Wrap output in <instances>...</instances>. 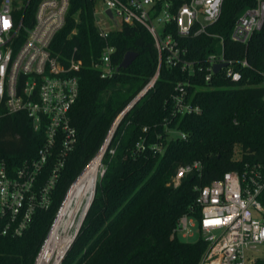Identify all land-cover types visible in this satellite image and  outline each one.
Segmentation results:
<instances>
[{
    "label": "trees",
    "instance_id": "16d2710c",
    "mask_svg": "<svg viewBox=\"0 0 264 264\" xmlns=\"http://www.w3.org/2000/svg\"><path fill=\"white\" fill-rule=\"evenodd\" d=\"M255 3L225 0L219 21L209 28L224 36L228 58L248 59L251 67L240 68V82L224 78L206 82L201 71L191 78L188 90L202 112L174 115L172 94L185 75L163 65L155 87L124 115L103 156L105 172L97 182L94 200L61 264H200L207 243L183 241L175 234L181 216L199 215L195 187L221 179L226 172L243 170L247 164H264V27L247 45L230 38L237 18ZM94 9V0H71L66 24L53 44L54 50L66 55L77 47V56L84 60L80 93L71 112L77 144L54 189L50 209L38 210L22 236L0 234V264L35 263L69 187L157 72L158 50L149 31L124 23L105 40L95 26ZM74 29L76 33L71 34ZM184 42L191 58L203 59L217 39L202 34ZM107 45L115 47L112 61L119 70L104 78L94 64ZM129 51L138 56L122 68ZM28 122L24 114L0 119V156L9 162L34 155L42 145ZM141 138H145V149L137 151ZM194 161L202 162L201 175H188L174 188L171 182L177 169ZM261 200L264 203V194Z\"/></svg>",
    "mask_w": 264,
    "mask_h": 264
},
{
    "label": "built area",
    "instance_id": "2783aa9c",
    "mask_svg": "<svg viewBox=\"0 0 264 264\" xmlns=\"http://www.w3.org/2000/svg\"><path fill=\"white\" fill-rule=\"evenodd\" d=\"M255 1V5L247 7L235 21L230 35L232 41L247 45L252 35L263 29L264 0ZM94 2V22L101 38L107 40L111 32L103 27V22L114 20L118 27L115 17L119 16L123 24L145 27L154 39L158 69L136 98L155 87L163 65L178 68L185 75L184 81H177L172 94L174 115L202 112L188 90L192 86L191 78L201 71L205 72L206 82L215 78L240 82L243 78L240 68L251 67L247 58H228L224 36L209 30L219 21L225 0ZM70 4L71 0H0V119L24 114L32 132L42 140L34 155L23 159L15 157L12 162L0 156V234L4 236H22L32 225L38 210L50 209L54 189L78 141L71 112L79 97V72L84 60L77 56V47L69 55L53 48L57 34L66 24ZM75 33L76 29L71 34ZM202 34L217 42L203 59L191 58L184 41ZM114 52V46H105L94 64L104 78L119 70L112 61ZM222 63L227 65L216 73L215 64ZM262 76L264 86V72ZM180 136L186 138L183 132ZM144 140L141 138L137 142V151L145 149ZM202 170L201 161L181 165L171 185L178 188L185 177L201 175ZM104 172L105 169L101 175ZM79 176L69 187L34 264H61L76 238L77 231L61 254L57 243L51 241L58 216ZM195 189L199 215L186 213L181 216L175 234L178 237L190 235L198 228L200 239L207 243L200 264H248L251 256L264 245V203L261 200L264 164H247L243 170L226 172L221 179ZM65 235L66 232L60 230V238Z\"/></svg>",
    "mask_w": 264,
    "mask_h": 264
},
{
    "label": "bare ground",
    "instance_id": "6f19581e",
    "mask_svg": "<svg viewBox=\"0 0 264 264\" xmlns=\"http://www.w3.org/2000/svg\"><path fill=\"white\" fill-rule=\"evenodd\" d=\"M114 131L115 126L112 128L104 147L85 168L70 189L51 235L52 243H57L56 246L58 247L59 254H61L69 243L73 241L75 233L90 203L94 199L95 188L100 177L103 156L106 153L105 151L109 146ZM60 230L66 232L65 237L62 239L60 238Z\"/></svg>",
    "mask_w": 264,
    "mask_h": 264
},
{
    "label": "rangeland",
    "instance_id": "374dc122",
    "mask_svg": "<svg viewBox=\"0 0 264 264\" xmlns=\"http://www.w3.org/2000/svg\"><path fill=\"white\" fill-rule=\"evenodd\" d=\"M115 19L118 22V27L116 26V23L114 20H105L103 22V27L108 30V31H114L117 28H120L123 25V20L121 17L116 16ZM174 136H176L177 134L174 133ZM105 169L104 164L102 162V166H101V170H100V177H101V172ZM179 238L183 241H188V242H195L197 240L200 239V235H199V231L198 228H194L193 229V234L190 235H185V234H180ZM255 260H264V245L259 247V250L256 254L252 255L251 258L248 260V264H253V261Z\"/></svg>",
    "mask_w": 264,
    "mask_h": 264
},
{
    "label": "water",
    "instance_id": "95a60500",
    "mask_svg": "<svg viewBox=\"0 0 264 264\" xmlns=\"http://www.w3.org/2000/svg\"><path fill=\"white\" fill-rule=\"evenodd\" d=\"M107 13L110 15V17H113V14H112V12H111L110 10H108ZM137 56H138V53L133 52V51H129V52L125 55V57H124L122 63L120 64V67H122V68H127V67H129V66L133 63V61L136 59ZM226 65H227L226 63L215 64V66H214V71H215L216 73H218V72L220 71V69L223 68V67H225ZM139 99H140V97L136 98V99L133 101V103L131 104V106H130L129 109H131V107H132V106H133V105H134ZM129 109L125 110V111L123 112V114L120 116V118H119V119L116 121V123L114 124V126H115V131H114V134H113L112 138L114 137L115 132H116V130H117V128H118V126H119V124H120L122 118H123L124 115L127 113V111H129ZM114 126H113V127H114ZM111 141H112V139H111ZM111 141H110V143H111ZM110 143H109V145H110ZM108 147H109V146H108ZM108 147H107V148H108ZM106 150H107V149H106ZM105 152H106V151H105ZM103 175H104V173H103L101 176H103ZM95 193H96V188H95ZM95 193H94V197H95ZM93 200H94V199H93ZM92 202H93V201H92ZM92 202L90 203V205H89V207H88V209H87V211H86V213H85V216H84V218H83V220H82V222H81V224H80V226H79V228H78V230H77L76 236H77V234H78V232H79V230H80V228H81V226H82V223H83V221H84V219H85V217H86V215H87V213H88V211H89V209H90V206H91Z\"/></svg>",
    "mask_w": 264,
    "mask_h": 264
},
{
    "label": "snow or ice",
    "instance_id": "6c2138e0",
    "mask_svg": "<svg viewBox=\"0 0 264 264\" xmlns=\"http://www.w3.org/2000/svg\"><path fill=\"white\" fill-rule=\"evenodd\" d=\"M5 26H7V22L5 21Z\"/></svg>",
    "mask_w": 264,
    "mask_h": 264
}]
</instances>
